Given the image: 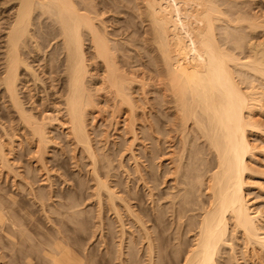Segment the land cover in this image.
I'll use <instances>...</instances> for the list:
<instances>
[{"label": "bare ground", "instance_id": "6f19581e", "mask_svg": "<svg viewBox=\"0 0 264 264\" xmlns=\"http://www.w3.org/2000/svg\"><path fill=\"white\" fill-rule=\"evenodd\" d=\"M113 1L116 6V0ZM227 1L134 0L133 8L136 7L137 13L133 15L138 14V19L145 22L140 37L135 38L130 35L137 30H130L134 22L126 23L123 30L121 26L108 24L107 16L114 10L113 4L109 7L108 0H0V97L5 100L6 107L0 111V176L12 178L14 184L23 188L26 183L34 199L45 205V198L54 195L50 156L52 148L59 144L52 132L55 128L62 129L73 146L72 157L77 158L81 152L89 159L87 170L94 181L93 200L100 208L107 204L121 225L122 239L117 243V254L112 252L116 257L110 256L107 261L117 258L118 264H128L129 259L135 258L136 249L135 253L129 251L134 255L128 259L123 247L128 229L124 214H127L130 222L145 229L143 233L137 227L144 234L139 231L141 239H146L147 264H157L155 258L161 259L165 254V251L157 254L160 250H157L159 243L155 239L159 235H152L155 230L151 232L145 224V215H141L143 208L140 205L141 208H134L126 198L127 192L125 197L117 188V175H110L109 168L116 165L112 163L114 156L110 157L115 154V147L113 154L111 151L109 155L110 150L105 152L111 138L109 131L115 128L117 135L125 138L123 145L113 140V145L121 144L116 150L120 155L119 167L124 166L126 173L129 172L123 161L127 153L140 180H145L136 149L143 143L139 129L143 131L147 126L146 138L153 144L150 146L152 157L166 155L168 161L162 174L157 175L155 171L157 180L154 182H158L155 185L158 187L171 180V187L178 190L172 193V204L166 206L167 210L165 206L160 208V201L156 200L159 202L153 210L156 209L157 214L151 213L156 217L154 223L152 221L153 228L158 229L160 216L170 211V217L178 223L171 227L175 226L180 236L192 232L191 242L188 245L185 241L188 246H183V252L180 249L183 247H178L180 252L175 250V253H183L178 263L221 264L222 246L228 244L233 250L232 238H238L239 234L252 251H263L264 217L249 198L247 183H251L248 178L255 171L252 161L257 154L252 134L264 133V123L256 116V111H264V91L251 79L256 76L255 81L264 82V38L254 42L249 35L251 29L264 27V18H251L241 7L233 12L230 6L236 0L233 3L230 0L232 5ZM225 3L232 9L224 8ZM138 43L145 44L147 63L141 61ZM244 48L248 53L240 56L236 50ZM39 95L49 103L43 100L39 103ZM106 111L110 115L107 117L111 122L109 126L113 128L106 129L108 134L98 139L104 140L102 147L97 145L102 143L96 141L92 127L97 118L106 119ZM142 114L147 115L144 127L140 126L145 120L141 119ZM162 115L167 117L166 124ZM164 143L169 151L161 153ZM23 148L32 170L48 188L41 187L47 191L40 187L36 191L31 181L34 177L23 173L16 163L24 155ZM204 150V154L213 157L207 154L204 157ZM208 158L212 160H206ZM159 162L160 168L163 161ZM144 183L148 184L147 180ZM156 186H148L151 196ZM4 193L0 194V227L7 224L12 228L16 222L2 202L3 198H8L5 200L13 208L18 199L9 191ZM201 195L207 196L203 197L206 199ZM180 236H174L177 238L174 240ZM178 242L183 244L180 239ZM51 243L50 250L43 248L44 254L48 252L46 260L50 258L51 263L86 264L84 257L67 243L60 239H53ZM249 250L244 251L251 252ZM27 257L25 264L34 263ZM1 260L0 264L6 263ZM46 262L44 264L50 263Z\"/></svg>", "mask_w": 264, "mask_h": 264}, {"label": "rangeland", "instance_id": "374dc122", "mask_svg": "<svg viewBox=\"0 0 264 264\" xmlns=\"http://www.w3.org/2000/svg\"><path fill=\"white\" fill-rule=\"evenodd\" d=\"M108 1L111 3V4L108 3V6L110 4L109 7H112L115 5L113 0H108ZM228 1H230V0H228ZM231 1L233 3V1H235V0H231ZM231 1L228 2V3H230V5H232ZM236 1H238L239 3L237 2L235 4ZM236 1L233 4L234 6L233 5L230 6L228 3H225L226 5L224 4L225 6L224 5H222V6L226 9H229L230 7L234 8V10H232L233 12H235V11L237 12L238 8L239 9L242 8V10L245 9L244 11L251 18H255V17H258L259 19L264 18V0H245V1L236 0ZM221 2L222 1H220V3ZM116 3L117 4H116V6H114V10L111 12V14H109V16H107V22L109 21L108 24L111 23L112 26L117 25V27L121 26L120 29L123 30L124 29L123 26H125L126 23H128V22L130 23V21L134 22L135 24L131 23L134 25V28L130 27L131 28L130 30H132V29L133 30L137 29V30L131 31L130 35L135 37V38H137V37L139 38L140 33L144 30V27H145L144 23L145 22L142 23L140 21L141 20L140 17H139L140 20L138 19V14L133 15V14L137 13L136 7L133 8L134 7L133 5L135 3L134 0H122V1L119 0V2H117V0H116ZM235 5H238L239 7L237 6V8H236ZM115 8H116V10H115ZM232 8H230V9H232ZM218 29H220V28H218ZM249 38L254 42H259L261 39L264 38V27L261 26V27H258L257 29H253V30L251 29ZM139 45L140 44L138 43L137 47ZM141 45H143V44H141ZM141 45L139 46V48L141 47V51H142L141 53L143 54V55L141 54V56H142L141 61L143 59V61L146 62V61H148L147 59H149L147 51H146L147 49L145 50V48H146L145 44L143 45V47ZM236 52L240 56H244L246 53H248V50L245 48L243 50L237 49ZM132 53H134V51ZM141 61H139V62L141 63ZM139 62H137V63H139ZM140 63H139V65H140ZM135 64H136V62H135ZM136 65L138 66V64H136ZM147 65L149 66L150 64H147ZM138 67H137V69H138ZM141 67H140V69H141ZM143 67H145L144 68L145 70L148 69L146 66H143ZM144 69H141V70L145 71ZM255 78H256V76H255ZM255 78H251V79L254 80V83H256V85L259 87V90L264 91V82H262L263 80L260 81V79H259V81L258 80L255 81ZM246 84H248V83L245 82V85ZM23 91H25V90H23ZM39 96L37 98H38V102L40 103L44 98L42 99L41 96H40L41 98H39ZM151 96H153V95H151ZM2 98L3 97H0V111H2L3 109L6 110V107L4 106L5 100ZM43 101H45L46 103H49V100H43ZM109 108H111V107H109ZM104 113H105L104 115H105L106 119L105 120L102 118L100 119V117L97 118L95 120L96 125L95 126L93 125L94 127H92L96 141H98L99 138L103 139L104 138L103 136H105V134H108V130H106V129L110 130L111 128H113L112 125L109 126V124L111 122L109 120L110 115H109L108 111H106ZM146 116H147L146 114H142L141 119L144 118L145 120L144 119L143 120L146 121V118H145ZM256 116H257V118H260V120H262L264 123V111H256ZM107 117H109V118H107ZM162 118H163L162 121L166 124L167 117L165 115H162ZM144 121L142 123H140V124H142V125H140L141 127L142 126L144 127L145 124L147 123V121L146 122H144ZM143 123H145V124L143 125ZM146 127L143 128V131L139 129V131H141L140 134L141 135L143 134L142 136H140L141 140H143V143L140 141L142 144L139 143L137 145L136 151H137L138 157L141 158V160H140L141 167L140 168L141 169L144 168V170H141V171L144 175L143 177H145V180H147V182H148V184L147 183L146 184L148 186L150 185L151 188L152 187L154 188L158 183V182L155 183L157 180V179L155 180V175H156L155 173L157 172V175L162 174L164 172L163 169H165V166H167L168 161L165 159L166 155H164L161 158L160 157L153 158L154 156L152 157V155H154V153H153V151H151L152 147H150V146H152L153 144L151 143L150 139L146 138V137H148V134H147L148 131H147ZM164 127H166V126L164 125ZM114 130H115V128H113L109 131V133L111 134L109 137H111V138L108 137L109 138V142H107L108 149L105 148V152H108L110 150L109 151V153H110L113 150L112 148L115 147L114 152L118 156H116L115 154L110 156L112 158L114 156L115 159H113L112 163L114 165L116 164L115 165L116 167L111 166V168H109V171L111 170L109 173L112 176L117 175L115 177V179H117V183L119 181L117 188L120 189V191L121 190L123 191V192L121 191L123 193V195H125L127 192V195H129V196L125 195V197L127 196L126 198L133 205H135L134 208H136V209L141 208V207L143 208L142 211L144 212V214L142 212L141 215L142 216L145 215V217L143 216L144 219L147 220L145 222V224L147 226H149L150 231L152 229L155 230L154 233H152V235L153 236L159 235V238L155 239V241L161 245V247L159 248L160 245L155 242L158 245L157 250L158 251L160 250L159 252H157V254L158 253L162 254L161 251L163 253L165 251V254H162L161 259L156 260V258H155V262L157 261V264L158 263L159 264H168V263L169 264L170 263L171 264H180V262L178 263V261L181 259L180 257L183 253L179 254L177 251L175 253V250H178L180 252L178 247L179 248L183 247V246L186 247L190 244L191 241L189 242V240L192 238V234H191L192 232L191 233L187 232L189 234H186L184 237H183V235L180 236L179 232H177L178 229L175 227L176 224L178 226V223L176 222V224H175V222L173 221V218L170 217L171 216L170 211L169 212L165 211L163 217H162V215L160 216V218H161V219H159L160 220V222H159L160 227H158V229L153 228V224H152V221L154 223V219L156 218V217H153L154 211L156 209L155 210H153V209L155 207H157L158 202L160 201L159 205H158V206H160V208L163 209V207L165 206L164 208L166 209L167 208L166 206H168V205L170 206L172 204V202H170V201H172L173 195H174L172 193H174V192L176 193L178 190L176 188L171 187V186H173L172 185L173 182L171 180H169V182H167V183H164V184L160 183L161 185L158 186L159 188L156 186V188L154 190H152V193L154 195L152 194V196H151L150 190H148V186L144 183L145 180H143V181L140 180L139 173L135 171V166H134L133 160L130 158V156H128L129 154H127V153L125 155V158H123L124 159L123 161L126 162V168L128 169L127 171H129V172L126 173V171L124 170L125 169L124 166L122 168H121V166L119 167V164H118L119 161L118 160H120V157H119L120 155L117 153L116 150L118 147L120 148L121 144L122 145L124 144L125 138H121L122 136H120V135L118 136L117 135L118 133H116V131H114ZM97 132H98V134H97ZM105 132H107V133H105ZM254 133L252 134V137H253L252 140H253L255 145L257 144V154L255 155L256 157L254 156L252 162L257 167L256 168L253 165L255 171H257L259 169L260 170H259V173L257 171L256 174L254 171V173H252L250 175V177L248 178V182H251V183H249V185L247 183V190L249 193L248 194L249 198L253 202L255 209L257 210V212L260 211V213H262V216L264 217V133H262V132H254ZM52 134L56 137L57 141L59 142L57 147H54V149L52 148L51 156H50V160H51L50 166L52 167L51 168V170H52V181L54 183V186H53L54 195L49 199L45 198L46 199L45 205H41L40 202L37 201V199H34L31 192L29 193V189H28V187H26V183L25 184L23 183L25 185L23 188V186L20 184H14L12 181V178H8V179L4 178L3 179L0 176V186L3 187V188L0 187V188H2V190L0 191V194L4 195L5 194L4 192L8 193V191H9V192L15 194L17 196V199H18V201L15 204H13V208H11L8 206L10 202H6V200L8 198L7 199L5 198L6 200L3 198L4 201L2 203L5 204V205L4 204L3 205L6 207V211L8 212V214L14 218L16 225L13 226L12 228L8 227L7 224L3 225V227H0V259H2L4 261V263L6 262L5 264H25L26 263V262L24 263V260L26 259L25 257H27L29 255L30 257L28 256L27 258L28 259L30 258L29 260H34V263L31 261L32 264H38V263L44 264L46 261H48V263L50 262L49 264H53V263H51V260H49L50 258H47V260H46L45 256L48 255L47 254L48 252H46L44 254L45 251H43V250L45 248H46V251L50 250L51 245L53 244V243L50 244V242H52L53 239L54 240L60 239L64 243H67V245H70V247L74 248V250L77 253L82 255L85 259L86 264H109V263L110 264H112V263L116 264L114 262H117V264H118L119 260L117 258H115L114 261H112V262L107 261V259L110 258V256L116 257L113 254H117L116 253L117 249H118L117 245L119 244V241H121V239H122V228H121L120 223L115 219L116 216L113 212H111L109 206L107 204H105V206H103L102 207L103 209H102V208L97 206L98 204L95 203L96 201H94L92 198L91 193H92V185H93L94 181L91 179L89 171L87 170V169H89L88 167H90L88 164L89 159L85 155L83 157V154H81V152H79V156L77 158L72 157L73 156V150H72L73 146L69 143L68 137L62 131V129L55 128L53 130ZM96 136H97V138H96ZM114 139L117 142H120L121 144L118 143L116 145H113ZM99 141H98V143H102V144H97V145H99V146L102 145V147H103L102 141H104V140H99ZM143 144H145V145H143ZM109 145H110V147H109ZM144 146H146V148L147 147L148 148L145 149ZM162 146L164 149H162V147H161V149H162V150L160 149L161 153H162V151L164 152V150L167 151L169 149V148H167L166 143H164ZM19 149H18V152H19ZM143 149L146 150V153H145V150H143ZM23 151H24L23 152V154H24L25 153L24 148H23ZM205 151L206 150H204L202 153L203 156L205 155L204 157H206V154H207V153L204 154ZM20 152H22V151L20 150ZM118 152L121 153L122 151L121 152L118 151ZM112 154H113V151H112ZM109 155H111V153ZM207 155H211V154H207ZM203 156H201V157L204 160ZM211 157H213V156L211 155ZM20 159H19L20 161L18 160V162H16V163L19 164L21 171L23 173H25V174L28 173L29 176L34 177V180L32 179L31 181H32V183L34 182L33 185L35 186L36 191L40 190L41 188H42V190L47 191V189L41 187V186H45V185L42 182L40 175H38L37 172L32 170V167L29 164L28 156L24 154ZM159 159H162V160H159ZM209 159L210 158H208L206 160H209ZM210 160H212V159H210ZM131 161H132V163H131ZM159 161H163V165L160 168L158 166V164L160 163ZM207 162L208 161H206V163ZM150 163L152 164V166ZM193 165L195 166V164H192V166ZM196 166H197V163H196ZM114 167L115 168L119 167V168H117L119 170L115 169ZM104 169L106 170V168H104ZM131 170H132V172H131ZM157 170L160 173H158ZM194 171H197V170L195 169ZM260 171H261V173H260ZM114 172H115V174H113ZM133 173H135V174H133ZM128 174H130V176H129V177H131V178H129L130 180L128 179ZM152 174H153L154 178L152 177ZM151 181L154 184L151 183ZM18 183H19V181H18ZM39 187H40V189H39ZM46 188H48V187H46ZM170 193L172 194V196ZM203 193H204V191H203ZM203 193H202V195H203ZM155 194H157V195H155ZM202 195H201L202 199H204L203 197H207V196H202ZM204 195H206V194L204 193ZM154 196L156 199L153 198ZM1 199H2V197H1ZM156 200H159V201H156ZM6 204H7V206H6ZM74 204H76V205H74ZM155 204H156V206H155ZM144 207H145V209H144ZM144 210H146V212ZM151 213H153V214H151ZM196 213H198V209H197ZM196 213H194V214H196ZM155 214H157V212ZM155 214H154V216H156ZM124 215H126L124 218L126 220V224H127L126 229L128 228L126 230L125 235H124L126 237V238H124V240L126 239V241L125 242L123 241V243H124L123 247H124V250L126 252V254H125L126 258L129 259L130 257H132L134 255L135 251L137 250L136 255L133 256L135 258L134 259L131 258V259H129V261L127 259L126 261H128V264L131 262L133 264V260L134 261L136 260V262H134V264L135 263L137 264L138 262H139L138 264H147L148 263L147 251H145V250H147V247H146L147 243H146V239H144V240L141 239V238H143L142 235H144L143 233H144L145 229L140 227V225H137V223L134 224L133 222H130L129 221L130 218L128 217V215L127 214H124ZM149 215H151L153 218L152 219L150 217V221L148 219ZM146 216H147V218H146ZM192 216H193V214H192ZM196 217L197 216H195V218ZM192 218H194V217H192ZM101 219H102V221H101ZM173 223L175 224V226L173 225L174 227H171ZM132 225H135V226H132ZM151 225H152V228L150 227ZM169 225H170V227H169ZM137 227H140L142 229L143 233ZM159 228H164V229L161 230ZM137 229H139V230H137ZM171 229H172V231H171ZM173 229H174V231H173ZM153 230L151 232H153ZM139 231L142 233V235ZM10 232H12V233H10ZM130 233L133 235L131 236ZM11 234H12V236L14 235V237H11L12 240L10 237H8L9 235L11 236ZM174 234H176V235H174ZM119 235H121V236H119ZM169 235L171 237H169ZM130 236H131V239L133 240L132 246L134 249L131 246L132 240H131V242L129 241ZM174 236L175 237L180 236V238H179L180 243H183V244L182 245L179 244V242H178L179 239L177 241L174 240V239H177V238H174ZM239 237H241L240 234H239ZM239 237L236 239L232 238L234 240V241L232 240L233 241L232 244L235 243L234 248L231 247L233 250L230 249V247H229L230 245H228V244H227L228 246L226 244H225V246H222L224 250L222 248H221V250H223L224 252L220 250L221 253L219 252L220 253L219 259L223 258L222 259L224 261L223 264L224 263L227 264L226 262L230 261V259H231V262H228V264H230V263L231 264H238V263L239 264H264V256H263L264 250L261 249L263 251L259 252L258 250H260V249H257L256 251L258 253L254 250L252 251V249L250 247L245 246V244L247 245V243H244L245 239L243 240V237H242V239ZM13 238H14V241H13ZM238 239L240 242L237 241ZM9 240L13 241V242L10 243ZM172 240L174 243H172ZM185 241L187 243L189 242L188 245L186 244ZM177 243L179 246H177ZM173 244L175 246H172ZM185 247L180 248L181 252H183ZM247 247L250 249L249 251H251V252H248V251L245 252L246 249H248ZM109 249L111 251H109ZM114 251H115V253H114ZM129 251L130 252L134 251V253H132L130 255ZM112 252H113V254H112ZM252 252H256V253H252ZM175 254L176 255L179 254V256L177 255V258H176ZM253 254H254V256H253ZM163 255H164V258H163ZM165 255H166V259H165ZM167 255H169L168 258H167ZM221 256H223V257H221ZM228 256L230 257V259ZM46 257H48V256H46ZM156 257H157V255H156ZM41 258H43V259H41ZM226 258H228V261ZM44 259L46 261H44ZM174 259H175V261H174ZM233 259H234V261H233ZM130 260H131V262H130ZM222 260H220L221 264H222ZM25 261H27V260H25ZM28 264H30V262Z\"/></svg>", "mask_w": 264, "mask_h": 264}]
</instances>
